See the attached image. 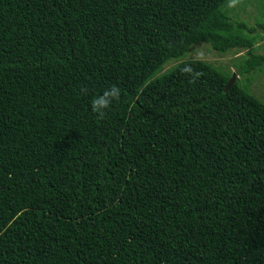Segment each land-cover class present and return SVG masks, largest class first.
<instances>
[{
  "label": "trees",
  "instance_id": "trees-1",
  "mask_svg": "<svg viewBox=\"0 0 264 264\" xmlns=\"http://www.w3.org/2000/svg\"><path fill=\"white\" fill-rule=\"evenodd\" d=\"M227 3L0 0V264H264V103L178 59L263 70Z\"/></svg>",
  "mask_w": 264,
  "mask_h": 264
},
{
  "label": "rangeland",
  "instance_id": "rangeland-1",
  "mask_svg": "<svg viewBox=\"0 0 264 264\" xmlns=\"http://www.w3.org/2000/svg\"><path fill=\"white\" fill-rule=\"evenodd\" d=\"M228 16L233 22H244L249 27L257 28V24L264 23V0H239V3L234 8H229L227 3ZM258 39L255 45V51L258 54H264V34L257 32ZM246 55L245 49L229 51L225 54L217 53L212 50L208 44L199 43L193 45L180 58V61L185 59H199L203 60L217 69L228 73L235 74V81L244 89L248 90L250 94L255 96L258 100L264 103V68L262 71L245 74L243 76L238 74V65L242 62ZM176 59L169 60L158 74L162 75L168 72L180 61Z\"/></svg>",
  "mask_w": 264,
  "mask_h": 264
},
{
  "label": "clouds",
  "instance_id": "clouds-1",
  "mask_svg": "<svg viewBox=\"0 0 264 264\" xmlns=\"http://www.w3.org/2000/svg\"><path fill=\"white\" fill-rule=\"evenodd\" d=\"M239 3V0H228V7L234 8ZM195 80H190L189 83H194ZM121 100L120 87L113 85L105 90L102 95L95 96L91 101V111L99 118L103 119L106 110Z\"/></svg>",
  "mask_w": 264,
  "mask_h": 264
},
{
  "label": "water",
  "instance_id": "water-1",
  "mask_svg": "<svg viewBox=\"0 0 264 264\" xmlns=\"http://www.w3.org/2000/svg\"><path fill=\"white\" fill-rule=\"evenodd\" d=\"M233 80H234V76L232 77V80H230L229 85L233 82Z\"/></svg>",
  "mask_w": 264,
  "mask_h": 264
}]
</instances>
